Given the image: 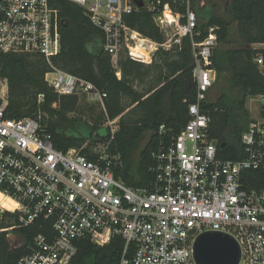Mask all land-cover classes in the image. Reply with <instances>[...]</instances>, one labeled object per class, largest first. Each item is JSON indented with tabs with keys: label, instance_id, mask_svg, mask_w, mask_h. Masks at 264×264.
Here are the masks:
<instances>
[{
	"label": "built area",
	"instance_id": "obj_1",
	"mask_svg": "<svg viewBox=\"0 0 264 264\" xmlns=\"http://www.w3.org/2000/svg\"><path fill=\"white\" fill-rule=\"evenodd\" d=\"M67 1L101 30L103 51L118 79L121 53L150 62L159 49L170 50L190 39L195 97L177 133L164 124L158 127L159 141L150 155L151 187H128L115 178L105 155L118 121L107 116V94L52 63L60 52L62 22L50 0H0V53L43 58L49 68L47 85L58 96H77L98 107L103 127L111 132L109 142L94 148L95 160L76 149L57 150L37 120L4 118L7 86L0 82V225L9 220L6 212L15 216V224L0 232L49 223L48 234L36 235L30 254L16 264H69L80 241L103 246L114 237L124 242L120 264H196L193 245L205 232L233 238L240 251L238 264H264V99L256 96L261 105L240 135L243 158L218 157L209 135L211 118L202 106L216 86L214 28L196 41L200 33L189 0H182L183 14L161 0L142 1L163 36L158 43L125 25L124 16L138 9L130 1ZM137 43L148 60L133 55ZM254 62L262 67L260 56ZM6 200L10 208L3 206Z\"/></svg>",
	"mask_w": 264,
	"mask_h": 264
},
{
	"label": "trees",
	"instance_id": "obj_2",
	"mask_svg": "<svg viewBox=\"0 0 264 264\" xmlns=\"http://www.w3.org/2000/svg\"><path fill=\"white\" fill-rule=\"evenodd\" d=\"M130 3L134 6L133 0ZM161 3H168L174 13L185 11L182 0H161ZM189 4L200 33L196 41H202L208 30L214 28L217 47L227 41L231 24L236 25L238 47L222 52L215 47L212 60L216 84L224 73L237 97L232 99L219 91L214 100L207 98L202 106L211 118L209 135L216 141L218 157L241 159L240 135L250 122L246 100L256 96L264 99V47L253 48L264 45V0H189ZM50 6L62 22L60 52L52 58L53 65L106 93L107 116L110 120L118 118L117 130L105 151L111 161L110 170L128 187L150 188L153 181L150 155L159 141L158 127L164 124L173 134L177 133L187 121L188 106L194 102L190 39L184 38L180 46L170 50L159 49L150 62L121 53L118 79L109 55L103 51V34L91 24L83 9L67 0H50ZM123 21L143 37L158 43L164 41L152 13L144 7L125 15ZM258 56L262 58L261 68L254 62ZM48 70L40 56L0 53V82L5 81L7 86L4 118L35 119L54 148L63 152L76 149L80 155L95 160L97 143H107L111 138L110 129L102 126L103 114L96 113L94 106L84 111L77 96H58L45 81ZM84 114L83 121L79 116ZM4 217L9 220L3 221L0 229L15 224L14 215L6 212ZM48 231L49 223L36 222L26 228L0 232V264H16L30 254L33 238ZM9 234L19 241L14 250L8 241ZM123 248L120 237L103 246L82 240L69 264H120Z\"/></svg>",
	"mask_w": 264,
	"mask_h": 264
},
{
	"label": "water",
	"instance_id": "obj_3",
	"mask_svg": "<svg viewBox=\"0 0 264 264\" xmlns=\"http://www.w3.org/2000/svg\"><path fill=\"white\" fill-rule=\"evenodd\" d=\"M134 5L140 9L142 0H133ZM11 250L19 246L16 238L9 237ZM193 256L196 264H238L240 251L236 241L226 234L218 232H205L201 234L193 245Z\"/></svg>",
	"mask_w": 264,
	"mask_h": 264
},
{
	"label": "rangeland",
	"instance_id": "obj_4",
	"mask_svg": "<svg viewBox=\"0 0 264 264\" xmlns=\"http://www.w3.org/2000/svg\"><path fill=\"white\" fill-rule=\"evenodd\" d=\"M144 2H145V0H144ZM238 45H239V37H238L237 31H236V25H235V23H232L230 26V29H229V35H228L227 41L223 44H218L216 47V50L219 52H222V51L227 50V49L236 48V47H238ZM260 48H262V47H260ZM136 89L139 91L140 87L136 86ZM219 91L227 94L232 99H235L237 97V94H235V92L233 91V89L231 88V86L228 83V77L224 73L221 75L218 83L216 84L215 88L213 89V91L211 93L212 96L209 97V100L212 101L218 95ZM213 96H215V97H213ZM258 98L259 97H255V98H251V99L248 98L246 100L245 109L249 115V119H250V117L254 118L253 117L254 114L255 115L257 114V109L261 105L258 101ZM81 105L84 108V111H85L86 107L93 106V105L86 103L84 100L81 101ZM94 110L96 113H100V110L98 107L94 106ZM74 116H76V115H74ZM79 117L84 121L86 119V114H84L83 116H79ZM103 125H104V122H103ZM84 132L87 133L86 130ZM144 143H145V140L140 144L139 147H142L144 145ZM10 236H12V235H10Z\"/></svg>",
	"mask_w": 264,
	"mask_h": 264
},
{
	"label": "bare ground",
	"instance_id": "obj_5",
	"mask_svg": "<svg viewBox=\"0 0 264 264\" xmlns=\"http://www.w3.org/2000/svg\"><path fill=\"white\" fill-rule=\"evenodd\" d=\"M168 15V14H167ZM132 53L136 54V55H141L144 57H149V54L146 53V51L144 50V48H142V45L140 43H137V45L132 48ZM2 201V198L0 197V202ZM3 206L6 208H10V206H12V204L9 201H3Z\"/></svg>",
	"mask_w": 264,
	"mask_h": 264
},
{
	"label": "crops",
	"instance_id": "obj_6",
	"mask_svg": "<svg viewBox=\"0 0 264 264\" xmlns=\"http://www.w3.org/2000/svg\"><path fill=\"white\" fill-rule=\"evenodd\" d=\"M129 1V0H128ZM264 45H254L253 48L263 47Z\"/></svg>",
	"mask_w": 264,
	"mask_h": 264
}]
</instances>
